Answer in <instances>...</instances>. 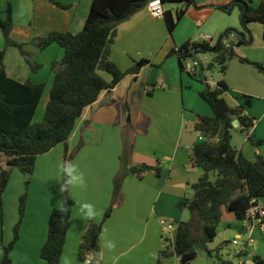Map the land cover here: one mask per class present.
Here are the masks:
<instances>
[{
    "label": "crops",
    "instance_id": "1",
    "mask_svg": "<svg viewBox=\"0 0 264 264\" xmlns=\"http://www.w3.org/2000/svg\"><path fill=\"white\" fill-rule=\"evenodd\" d=\"M53 1L65 8L55 6L48 0H0V21L7 3L12 7L11 39L26 44L24 48L32 52L34 60L42 65L38 72H32L19 51L8 47L3 58L5 72L9 78L21 83L28 80L33 84H44L36 109V112L41 109L42 115L53 79L50 65L62 58L63 49L53 44L39 51L28 42L49 32L78 33L92 3V0ZM194 1L197 6L206 7L199 10L189 8L172 33H169L163 17H153L147 7L117 26L109 59L121 71L128 70L139 60L149 63L136 76L125 75L110 92L102 91L93 104L84 108L75 123L66 146L68 154L72 155L68 161L77 163L84 172L86 187L71 188L67 193L75 205L71 210L59 264H63L64 258L70 264H82L77 255L78 247L89 222H100L110 204L113 180L120 170L125 141L132 145V164L158 167L160 174L157 176L147 172L142 179L132 175L125 177L121 189L122 202L112 211L101 230L105 240L115 242L116 246L111 250L104 247L105 240L100 235L98 264H156L162 233L164 238L169 236L163 231L160 220L175 222L189 219L188 211L179 210L177 203L191 197L190 185L202 175L201 170L189 161L191 147L200 140L198 133L196 140L190 138L189 128L194 129V114L211 116V110L206 103L199 102L200 89L193 88L191 78L184 77L176 60L166 59V56L187 40L200 41V35L208 36V41L214 43L228 29L240 30L239 14L231 6L225 12L213 7L230 4L233 0ZM256 4V0L251 1L252 6ZM163 10H166L164 6ZM249 29L253 35L252 45L236 48L235 52L240 58L264 65L262 26L252 23ZM233 37L231 34L228 39L232 40ZM3 47L0 32V50ZM42 73H45L44 78H41ZM106 76L108 78L101 77L109 82L110 77ZM220 79L229 89L224 95L229 106L239 105L238 96L252 98L246 113L254 118L253 127L241 132L235 125L233 130L239 131L243 140L241 144L232 146L247 159L252 160L258 155L264 157V76L253 66L234 58L229 61ZM185 102H197L196 109L187 110L186 114ZM183 118L191 121L189 125H182ZM248 137L263 140V144L254 147L247 140ZM61 145L39 155L32 174L23 175L16 173L15 169L11 170L0 199V260L3 246L12 239L13 227L18 220V199L24 191V182L28 181L18 240L10 253L11 264H45L39 252L46 239L48 217L63 202V193L59 192L62 178L58 166L63 161L65 147L63 149ZM83 202L96 206L98 215L94 220L82 218L79 204ZM257 204L264 209V199L258 200ZM240 223V232L236 237L244 234L246 240L241 249L245 252L237 256V264L256 263V259L264 261V231L256 223ZM148 230L149 240L145 245L143 242ZM170 235L173 238L175 233ZM249 238L251 241H248ZM160 248L163 249V246ZM144 254H149V263L144 262ZM174 260L179 262L178 258L171 257L165 263L173 261L176 264Z\"/></svg>",
    "mask_w": 264,
    "mask_h": 264
},
{
    "label": "trees",
    "instance_id": "2",
    "mask_svg": "<svg viewBox=\"0 0 264 264\" xmlns=\"http://www.w3.org/2000/svg\"><path fill=\"white\" fill-rule=\"evenodd\" d=\"M48 1L65 8L53 0ZM251 1L233 0L230 4L213 6L222 12L230 6L238 8L239 31L228 29L214 43L187 40L170 50L166 59H176L179 71L183 73L184 61L196 62L203 71L197 56L211 55L213 60L206 65V69L212 70L217 66L223 76L229 61L238 58L239 62L253 66L264 76V65L240 58L235 52L236 48L252 45L253 35L249 29L252 23H259L262 26L264 40V0H256V6H252ZM149 2V0H92L84 25L78 33L49 32L46 36L28 42L39 51L53 44L63 49L62 58L50 65L53 79L39 123H34L33 118L44 84H33L28 80L21 83L9 78L5 72L3 58L8 47H14L19 51L32 72L36 73L42 68V65L34 60L33 53L24 48L26 44L11 39L12 7L7 3L3 12L4 17L0 21V32L4 40V47L0 50V199L12 169L16 168L24 175L32 174L35 159L59 144L65 147L63 161L70 160L72 155L68 154L67 141L84 108L93 104L102 91L110 92L125 75L136 76L140 69L149 63L147 60H139L128 70L121 71L109 59L117 26L145 8ZM160 2L163 6L182 5L176 11L175 17L169 10L163 12L162 17L169 33L173 32L189 8L199 10L206 7L195 5L194 0ZM231 34L234 37L229 40ZM98 71L107 74L110 81H105ZM195 72L196 69L189 75L194 77ZM228 90L224 80L219 79L213 88L205 84V89L199 93L202 101L209 106L211 116L196 115L194 131L198 133L200 140L191 147L189 161L192 166L201 170L202 175L197 182L190 185L191 197L183 198L177 203V208L187 210L190 218L187 221H175L173 244L159 250L156 264H165L171 257L178 258L179 264H189L201 251L211 255L207 245L216 237L217 225L244 221L248 209L256 205L258 200L264 199V157L258 155L252 160L247 159L231 145L233 121H237L241 132L253 127L254 118L246 113L252 104V98L247 95L238 96L239 105L231 107L224 99ZM247 140L254 147L263 144V140L251 137ZM131 151L132 145L125 141L120 156V170L113 180L110 204L102 220L90 221L82 236L77 252L81 261L88 254L93 256L97 254L103 223L122 202L121 189L125 177L132 175L142 179L147 172H153L157 176L160 174L158 167L132 164ZM212 174L215 175L214 180H211ZM63 180L62 177V183ZM27 187L28 181H25L24 193L19 197L18 220L13 227L11 241L2 248L0 264H11L10 253L18 240L25 211ZM67 193L68 191L63 193L62 204L64 201L67 202L68 214L62 215L59 208H55L48 217L46 239L39 252L45 264H59L62 255L71 210L75 205ZM217 260L218 264H232L220 257H217ZM256 264H264V261L256 259Z\"/></svg>",
    "mask_w": 264,
    "mask_h": 264
},
{
    "label": "rangeland",
    "instance_id": "3",
    "mask_svg": "<svg viewBox=\"0 0 264 264\" xmlns=\"http://www.w3.org/2000/svg\"><path fill=\"white\" fill-rule=\"evenodd\" d=\"M164 7L166 8V10H169L172 13L173 17H175L176 9L179 10L182 7V5L181 4H165ZM233 11L236 14H239L238 8L233 7ZM184 26H186V25H184ZM188 27H190V26H188ZM239 29H240V23H239ZM172 59H174V58H172ZM197 59L200 61V63L203 66L202 76L204 77L205 81H203L202 76H200V73H199L200 68L198 66H196V72H195V76L194 77L189 75V74H192L194 72H187L185 70L183 72V75H184V77L191 78L190 82H191V85L193 86V88L194 89L199 88L200 92H202L205 89V84H207L210 88H213L215 83L220 79L221 74H220V71H219L217 66H214V68L212 70H207L206 69V65L208 63L212 62V60H213V57L211 55H199V56H197ZM187 61L193 62L191 60H187ZM187 61L183 62V66H184L185 62H187ZM176 63H177V61H176ZM98 74L100 76H102L103 78L104 77L108 78L106 76L107 74H105V73H103L101 71H98ZM44 77H45V73H42L41 74V78H44ZM45 93L46 92H44V94ZM199 93H198V96H199ZM199 102L200 103L203 102L202 99L200 98V96H199ZM196 103L197 102H185L184 110H186V114H187V110L193 111V110L196 109L195 108V106L197 105ZM202 104H204V103H202ZM39 112L35 113V117H34V120H33L34 123H39L42 120V114H41L42 111H41V109H40ZM193 116H194V119H195L196 118L195 114ZM189 122H191V121L186 119V118L185 119L183 118L182 125L185 126L187 123L189 125ZM189 131H190V134H191L190 138L196 140L197 139V135H196V132L194 131V129L193 128H191V129L189 128ZM189 131H187V132H189ZM184 133H185V129H184ZM231 136L233 137L231 145H233V144H235V145L241 144V142L243 140V136H240L239 131H237V130L235 131V130L232 129L231 130ZM61 146L64 149V145H61ZM15 172L17 173L19 171L15 168ZM20 174H22V173H20ZM61 178H62V175H61ZM214 179H215V175L212 174L211 175V180H214ZM23 193H24V191H23ZM18 205H19V199H18ZM189 218H190V215H189ZM168 221H170V220H168ZM240 226H241V223L238 222V221L229 222V224H226V223L218 224L217 225L216 237L214 238L213 242H211V243H209L207 245L208 249L211 250V255H208L206 252L201 251V252L198 253L197 257L193 261H191L189 264H218L217 257H220L223 260L230 261L232 264H237V252L243 248L245 240H246L245 239L246 236L244 234H240L241 235L240 238L236 237V234L238 232H240L239 231L240 230L239 229ZM159 233H160V230L157 227V235L158 236H159ZM164 237L165 236L162 233L161 245L163 246V248H164V246L166 244ZM148 240H149V230L146 233V237H145V240H144L143 244L146 245ZM233 241H235L236 244H234ZM161 245H159V248H157V249L160 250L161 249L160 247H162ZM88 256L90 258H93L92 254H88ZM143 259H144V262L149 263V261H150L149 254H144L143 255ZM174 262H176V264H179V262L176 261V260H174ZM165 264H173V261H167Z\"/></svg>",
    "mask_w": 264,
    "mask_h": 264
},
{
    "label": "clouds",
    "instance_id": "4",
    "mask_svg": "<svg viewBox=\"0 0 264 264\" xmlns=\"http://www.w3.org/2000/svg\"><path fill=\"white\" fill-rule=\"evenodd\" d=\"M59 172L64 178L63 183L60 184L59 192L64 193L69 191L71 188H85L86 181L84 172L80 170L79 165L73 161H61L59 166ZM59 211L62 215H67L69 212V207L67 202L64 203L59 208ZM79 212L83 219L94 220L98 215L96 206L92 203L83 202L79 204ZM101 239L105 240L104 234H101ZM107 249L111 250L115 248V242L111 240H105L103 245ZM63 264H70V261L67 258H64Z\"/></svg>",
    "mask_w": 264,
    "mask_h": 264
},
{
    "label": "built area",
    "instance_id": "5",
    "mask_svg": "<svg viewBox=\"0 0 264 264\" xmlns=\"http://www.w3.org/2000/svg\"><path fill=\"white\" fill-rule=\"evenodd\" d=\"M146 7L153 17L159 18L163 16L164 10L160 0L150 1ZM199 37H200L199 38L200 41H208L209 39L208 36L206 35H200ZM196 66H197L196 62L187 61L184 64V70L187 72H194ZM263 217H264V209L256 202V205H253L250 209H248L244 222L249 224L256 223L264 231V223H262ZM160 224L162 226L163 231L169 234V236L165 238L166 244L164 248L166 246H171L173 244L174 237L172 238L170 234L173 232L175 233L176 225L173 221H168L166 219L160 220ZM248 241H251L250 238L248 239ZM233 243L236 244L235 241H233ZM243 252L245 251L239 250L237 252V255L239 254L240 256L242 255ZM93 263H94L93 258H90L88 255H86L85 259L82 261V264H93Z\"/></svg>",
    "mask_w": 264,
    "mask_h": 264
},
{
    "label": "water",
    "instance_id": "6",
    "mask_svg": "<svg viewBox=\"0 0 264 264\" xmlns=\"http://www.w3.org/2000/svg\"><path fill=\"white\" fill-rule=\"evenodd\" d=\"M149 1H154V0H149ZM199 73L202 76V70H199ZM202 78H203V76H202ZM232 125L233 126L238 125L237 121H233ZM94 264H98V255L97 254H95V256H94ZM251 264H256V263L254 261H252Z\"/></svg>",
    "mask_w": 264,
    "mask_h": 264
}]
</instances>
